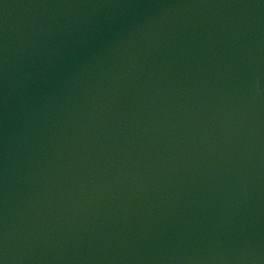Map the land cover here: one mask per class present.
<instances>
[{
    "label": "water",
    "instance_id": "95a60500",
    "mask_svg": "<svg viewBox=\"0 0 264 264\" xmlns=\"http://www.w3.org/2000/svg\"><path fill=\"white\" fill-rule=\"evenodd\" d=\"M0 264H264V89L47 220Z\"/></svg>",
    "mask_w": 264,
    "mask_h": 264
}]
</instances>
